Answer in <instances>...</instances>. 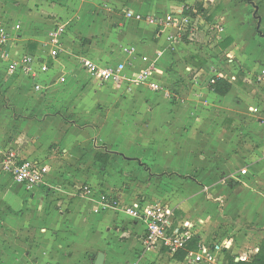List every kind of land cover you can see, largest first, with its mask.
Wrapping results in <instances>:
<instances>
[{
  "label": "crops",
  "instance_id": "0c3cea01",
  "mask_svg": "<svg viewBox=\"0 0 264 264\" xmlns=\"http://www.w3.org/2000/svg\"><path fill=\"white\" fill-rule=\"evenodd\" d=\"M8 12L0 19L12 39L8 51L49 71L39 73L45 89L36 92L23 73H10V61L0 54L1 68L13 80L5 93L13 107L6 111L14 115L1 129L17 127L9 137L0 129V155L45 171L39 186L15 181L5 188L8 242L0 264H94L100 253L104 264H190L188 255L183 260L162 244L147 246L144 223L125 213L138 202L169 208L175 227L189 224L197 248L225 244L215 264H224L229 250L236 262L264 250V0H23ZM203 17L223 27L214 56L207 41L198 48L175 35L187 29L182 22L208 25ZM60 25L66 30L53 59L44 45ZM82 58L104 67L124 65L127 73L154 67L165 90L131 81L102 84L81 67ZM217 78L232 85L226 96L209 90ZM195 92L199 103L193 107ZM209 103L225 111L222 124L228 125L199 146L208 153H191L192 133L184 129L192 109ZM88 106L103 110L99 121L88 119ZM71 131H84L88 140L68 143ZM165 138L175 144L136 146ZM25 139L36 144L25 150L19 146ZM98 153L110 156L106 167L96 161Z\"/></svg>",
  "mask_w": 264,
  "mask_h": 264
},
{
  "label": "built area",
  "instance_id": "2783aa9c",
  "mask_svg": "<svg viewBox=\"0 0 264 264\" xmlns=\"http://www.w3.org/2000/svg\"><path fill=\"white\" fill-rule=\"evenodd\" d=\"M131 16V15H130ZM139 21L142 20L141 16L136 17ZM172 18H168V22H171ZM65 26L60 25L54 28L48 34V40L44 47L49 49V55L53 59L58 58L60 50L55 49L59 44V38L65 33ZM11 37L8 31L0 28V54L4 59L10 61V73L17 74L23 73L26 77L34 82V90L36 92H43L45 87L38 84L39 73H46L49 68L44 63H41L40 69H35L34 65L36 60L30 56L22 55L14 57L8 51ZM81 67L102 84L112 83L114 85L122 84L125 81H131L140 85H144L149 90L154 92L164 91L165 88L160 85L157 78V71L154 67L149 68L146 71H135L130 68L129 73L126 72V66L119 65L118 67H104L97 63H94L88 58H82L80 60ZM60 83H64V77L59 79ZM7 156V155H6ZM6 169L11 173L14 180L29 187H36L44 182V169L37 163L31 161H23L22 163H16L13 160L12 155L6 162ZM89 190V189H87ZM109 201V207L117 206V203L108 199L106 196H100V201ZM125 213L130 218L141 221L146 227V239L147 246L153 247L158 244H162L168 248L171 254H176L179 251L186 250L188 243L190 242L193 234L189 230V224L185 223L175 227L173 221V212L164 205L159 203L147 205L144 203H135L128 206L125 209ZM225 244H201L198 245L196 251L189 252L187 260L190 264H202L209 262L215 264L219 254L224 249ZM137 264V263H131Z\"/></svg>",
  "mask_w": 264,
  "mask_h": 264
},
{
  "label": "rangeland",
  "instance_id": "374dc122",
  "mask_svg": "<svg viewBox=\"0 0 264 264\" xmlns=\"http://www.w3.org/2000/svg\"><path fill=\"white\" fill-rule=\"evenodd\" d=\"M22 5H23V0H0V19L2 20L5 18V15H2V13L7 15L9 13L8 11L10 10L11 7H15V9H16V8H20V6H22ZM203 18H205L204 20L208 25H201L199 20L194 21L193 23H190V24H188L186 22H182V26H186L187 29H185V31L178 29L176 31L175 35H177V41L178 42L180 40L188 41L190 43L192 42L196 46H198V48L203 46V45H206L208 43L207 48H210V53H211L210 55L214 56L217 54V53H215L214 49H216L220 44H222V41H223L224 36H222V34H221L223 27L218 23L208 22L206 20V17H203ZM189 38H192L193 40H189ZM204 41H207V43H205ZM257 55L261 56L262 53L259 52ZM220 56L225 59L224 55L221 54ZM4 69L5 68H3V67L1 68V66H0V129H1V124L3 125L4 123H7L9 121H13V118H14V115L11 112L8 113L6 111V109L9 110L13 106L11 104L12 103L11 100H9L5 95L6 91L12 88V83H13L12 81L13 80L5 74ZM164 85H166V87L168 86L165 82H164ZM1 89L5 92L2 93ZM168 89H170L169 86H168ZM168 91H170V93L172 94L171 89ZM199 93L195 92L194 94H191L195 97V99H192V101H194V103L193 104L191 103V105L193 107L196 105V103H199L198 102L199 100H197L199 98V96H198ZM188 95L190 96V94H188ZM189 96H187V97H189ZM11 97H12V95H11ZM181 97L183 99L187 98L185 96L184 97L181 96ZM41 99H43V98H41ZM81 99L85 100V97H82ZM185 100L187 101V99H185ZM189 100H191V99H188V101ZM212 104L216 105L217 102L214 101V102H212ZM212 104H210V103L204 104L202 106L201 111H197V109H192V111H191V115H190L191 123H189V125H188L190 128L188 129L186 127L184 129L185 133H187L189 130H191V133H192L190 136V140H189L191 153H208V152H203L201 150V147H199V146H202L205 143V140H207L208 137L214 131H216V128L221 131V128L224 129L228 125L227 123L222 124V120L224 119V117L226 115L225 111H219V110L215 111L216 109H215V107L212 106ZM53 108H54V110H56L55 104H54ZM65 109H69V108H65ZM69 110H67V111H69ZM86 111L89 112L88 119L92 120V121H99L101 118L100 115L103 113V110L100 109L99 107H94L92 109V107L88 106L86 108ZM71 113H73V112H71ZM71 113L66 114L67 120L71 119V115H72ZM203 115H206V116L203 117ZM35 118H37V116H35L34 119ZM31 119H33V118H30V120ZM203 121L207 124V126H206L207 127V135L206 136H204L205 135V133H204V131H205L204 127L205 126L203 124ZM146 124L149 125V122H147ZM193 125L196 129L193 128ZM3 128L6 129V125L4 127H2V129ZM8 128H9L8 131H7V129L5 131V132H8L7 133L8 136H6V137H9L10 133H12L11 130H13L14 128L16 129L17 127L14 124V125H9ZM163 129H166V127H164ZM1 130H0V136L2 137ZM26 131H28V129ZM73 138L74 139H81L82 141L88 140L87 134L84 131H82V132H78V131L69 132L67 134V140L66 141L69 143ZM199 138L202 141L199 140ZM2 139L5 140V141L2 140L5 143H6V140H8L7 138H2ZM15 139H19L18 135H17V138H15ZM41 142L44 143L43 141H41ZM168 143L175 144V143H173L172 140L170 141V140H168V138L167 139L165 138L164 141L158 140V141H154L152 143L150 142V140H146L143 142L136 143V146L139 147V149H141L142 147H147L150 144H153V146H155V145L159 146L161 144L166 146ZM35 144H36V141L34 139H30V140L25 139L24 141L21 142V144L19 146L23 147V149L26 150V148L29 149L30 147L34 146ZM209 144H212V143L209 142ZM53 150L55 151L56 148L51 149V151H53ZM62 155H63V153H61L60 151H57V153H56L57 159H60L62 157ZM12 157H13V160L16 161V163H18V162L22 163V160H19L22 158L15 160V157L14 156H12ZM8 159H10V155L1 153V155H0V253L2 251V248L6 247L7 242H8L7 232H6V228H5V226L7 224V213H8V208H7L8 206H6L8 202H7V199L5 198V188L6 187L14 188V184H15V180L13 178L9 177L7 174L4 175L2 172L3 169L7 170L6 169L7 166H6L5 162ZM28 159L32 160L33 158H28ZM173 167H177V166L173 165ZM167 176L170 177L172 175L167 174ZM87 187H90V186L86 185L83 188L84 192L90 193L92 189L89 188V190H87ZM224 240H226V239H220L219 241H224ZM227 240L232 241V239H227ZM215 241H217V238L211 239V242L215 243ZM233 244H234V242H233ZM227 253L230 255H233V254H231L232 250L231 251L229 250ZM228 254L225 253L226 256ZM226 263H227V260L224 264H226Z\"/></svg>",
  "mask_w": 264,
  "mask_h": 264
},
{
  "label": "trees",
  "instance_id": "16d2710c",
  "mask_svg": "<svg viewBox=\"0 0 264 264\" xmlns=\"http://www.w3.org/2000/svg\"><path fill=\"white\" fill-rule=\"evenodd\" d=\"M232 88V85L227 82L225 79L217 78L213 83H209V90L219 96H226ZM110 160V156L107 154L98 153L96 155V161L100 162L102 167H106ZM199 239L197 237H194L188 244L186 250L179 251L177 253V257L181 259H185L188 255V252L194 251L197 249V243ZM227 264H264V250L262 249L260 254L256 257L252 258L250 261H239L236 262L235 259L228 254L226 256Z\"/></svg>",
  "mask_w": 264,
  "mask_h": 264
},
{
  "label": "water",
  "instance_id": "95a60500",
  "mask_svg": "<svg viewBox=\"0 0 264 264\" xmlns=\"http://www.w3.org/2000/svg\"><path fill=\"white\" fill-rule=\"evenodd\" d=\"M104 260H105L104 254L100 253V254H98L94 264H104Z\"/></svg>",
  "mask_w": 264,
  "mask_h": 264
}]
</instances>
